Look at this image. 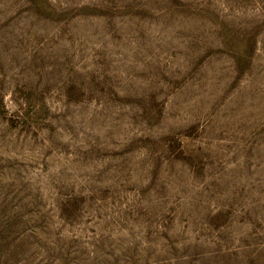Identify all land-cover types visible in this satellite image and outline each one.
<instances>
[{
    "label": "rangeland",
    "instance_id": "rangeland-1",
    "mask_svg": "<svg viewBox=\"0 0 264 264\" xmlns=\"http://www.w3.org/2000/svg\"><path fill=\"white\" fill-rule=\"evenodd\" d=\"M0 264H264V0H0Z\"/></svg>",
    "mask_w": 264,
    "mask_h": 264
}]
</instances>
